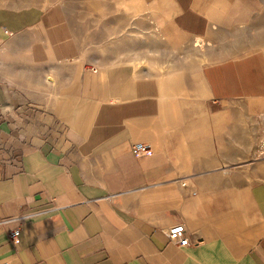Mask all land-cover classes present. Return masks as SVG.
Returning a JSON list of instances; mask_svg holds the SVG:
<instances>
[{
	"label": "crops",
	"instance_id": "crops-1",
	"mask_svg": "<svg viewBox=\"0 0 264 264\" xmlns=\"http://www.w3.org/2000/svg\"><path fill=\"white\" fill-rule=\"evenodd\" d=\"M263 8L264 0H0V44L51 72L52 109L68 130L60 149L21 142L10 124L27 105L0 85V155L13 149L19 163L0 160V264H264V176L239 187L220 178L232 168L221 165L222 143L237 138L231 105H264V48L157 74L115 61L106 31L113 17L145 19L181 48L245 27ZM136 142L149 151L136 156ZM176 222L191 246L170 241Z\"/></svg>",
	"mask_w": 264,
	"mask_h": 264
},
{
	"label": "rangeland",
	"instance_id": "rangeland-1",
	"mask_svg": "<svg viewBox=\"0 0 264 264\" xmlns=\"http://www.w3.org/2000/svg\"><path fill=\"white\" fill-rule=\"evenodd\" d=\"M86 20L81 16L83 27ZM132 21L125 17L121 23L118 16L113 17L106 28L111 37L109 49L115 54V61L130 58L137 66L157 74L182 65L207 64L264 48V8L245 27L234 31L215 30L212 35L199 38V42L197 38L186 40L181 48L173 47L166 38L168 33L149 20ZM4 44H0V85L9 100L30 106L27 111L34 117L39 112V105H45L41 110L46 114L43 119L57 116L52 109L57 89L51 72L29 63L26 57ZM119 49L126 52H119ZM50 77L53 81L48 80ZM231 106L230 114L237 120V138L228 136V141L222 143L225 147L221 165L228 163L232 168H226L231 169L230 174L222 172L220 178L232 186H249L264 176V105L250 106L248 102L238 100ZM192 184L195 188L192 191L196 192L197 185Z\"/></svg>",
	"mask_w": 264,
	"mask_h": 264
},
{
	"label": "built area",
	"instance_id": "built-area-1",
	"mask_svg": "<svg viewBox=\"0 0 264 264\" xmlns=\"http://www.w3.org/2000/svg\"><path fill=\"white\" fill-rule=\"evenodd\" d=\"M13 35V32H9ZM30 106L22 107V109L17 110V118L10 124L12 132L20 139L21 142L30 144L32 146H43L45 144H50L55 149H60L66 144L67 138V128L63 121L55 115L50 116L49 120L43 119L46 116L45 113H41L39 110L38 114L34 116L30 115L27 110ZM45 118V117H44ZM4 149L1 146L0 160L2 162H13V164L19 165V163L13 159L15 157L13 149L8 150L4 154L2 151ZM149 151V145L144 142H136L133 145V152L136 156L141 157ZM15 162V163H14ZM26 218L28 216H21V218ZM20 235V229L17 228L9 232V237L16 241ZM167 235L171 242L179 247L191 246L192 243L190 238L186 234V226L183 222H176L168 228ZM7 264V263H3Z\"/></svg>",
	"mask_w": 264,
	"mask_h": 264
},
{
	"label": "bare ground",
	"instance_id": "bare-ground-1",
	"mask_svg": "<svg viewBox=\"0 0 264 264\" xmlns=\"http://www.w3.org/2000/svg\"><path fill=\"white\" fill-rule=\"evenodd\" d=\"M196 41L199 42L200 39L197 37ZM198 44H199V43H198ZM198 44H197V45H198ZM49 80H50V79H49ZM50 81H52V80H50ZM230 171H231V169H224L222 172H223L224 175H228V174H230ZM186 183H187V182H186ZM186 183H185V184H186Z\"/></svg>",
	"mask_w": 264,
	"mask_h": 264
}]
</instances>
